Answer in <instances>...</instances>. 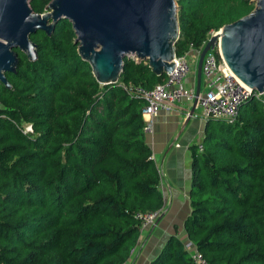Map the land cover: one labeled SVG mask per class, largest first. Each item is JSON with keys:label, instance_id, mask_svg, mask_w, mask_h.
Instances as JSON below:
<instances>
[{"label": "trees", "instance_id": "1", "mask_svg": "<svg viewBox=\"0 0 264 264\" xmlns=\"http://www.w3.org/2000/svg\"><path fill=\"white\" fill-rule=\"evenodd\" d=\"M49 0H29L40 11ZM175 53L248 13L251 0H176ZM71 22L30 34L37 57L18 48L10 88L0 82V264H121L139 235L137 212L162 205L145 142L144 100L121 85L152 87L143 59L123 58L100 84L77 52ZM32 131H23V123ZM191 145L187 239L209 264H264V92L233 121L209 117ZM170 235L149 264H197Z\"/></svg>", "mask_w": 264, "mask_h": 264}, {"label": "water", "instance_id": "2", "mask_svg": "<svg viewBox=\"0 0 264 264\" xmlns=\"http://www.w3.org/2000/svg\"><path fill=\"white\" fill-rule=\"evenodd\" d=\"M45 9L34 11L28 0H0V82L7 88L5 72L15 71L18 61L14 49L36 59L30 34L43 30L50 35L60 18L71 22L77 52L100 84L117 81L125 56L145 60L156 75L172 69L179 35L176 0H49ZM215 45L244 84L264 92V0H254L248 13L207 37L198 54L195 95L203 55ZM195 103L196 97L192 107Z\"/></svg>", "mask_w": 264, "mask_h": 264}, {"label": "crops", "instance_id": "3", "mask_svg": "<svg viewBox=\"0 0 264 264\" xmlns=\"http://www.w3.org/2000/svg\"><path fill=\"white\" fill-rule=\"evenodd\" d=\"M193 50L188 51L191 60ZM191 70V69H190ZM186 85L196 87L195 74L185 76ZM204 89L202 75L199 90ZM205 120L199 106L179 100L171 110L158 111L151 117V126L145 130L144 139L150 148L155 166L161 168L158 188L161 193L162 211L155 223L143 228L137 237L127 264H149L158 254L170 235L178 236L187 249L193 248L183 229V222L190 212L191 145L200 143Z\"/></svg>", "mask_w": 264, "mask_h": 264}, {"label": "built area", "instance_id": "4", "mask_svg": "<svg viewBox=\"0 0 264 264\" xmlns=\"http://www.w3.org/2000/svg\"><path fill=\"white\" fill-rule=\"evenodd\" d=\"M207 39V38H206ZM205 40L199 48L194 47L190 42L186 51L174 54L173 66L169 72L164 73L162 80L156 82L152 87L146 88L139 84H124L122 87L130 94L141 97L144 103L141 107V115L144 120L143 128L148 130L151 126V117L158 111L171 110L179 100L192 102L196 97L199 106V114L204 120L209 117L223 118L226 121H233L240 104L250 96H259L262 93L252 91L249 86L244 84L227 66L223 60L218 45L208 49L203 55L201 62V75L204 81V89L195 95L193 86L186 85L185 76L191 69L188 51L199 52ZM28 124V123H27ZM31 126V125H30ZM23 131H32V128ZM201 149V144L198 143ZM161 178V168L156 166ZM162 207L144 212H137L135 215L140 220L139 232L143 228L153 224L161 214ZM133 248L130 252H132ZM191 258L197 264H209L207 260L196 250L191 251ZM121 264H127L123 262Z\"/></svg>", "mask_w": 264, "mask_h": 264}, {"label": "rangeland", "instance_id": "5", "mask_svg": "<svg viewBox=\"0 0 264 264\" xmlns=\"http://www.w3.org/2000/svg\"><path fill=\"white\" fill-rule=\"evenodd\" d=\"M252 1H253V6H254V0H252ZM28 2H29V0H28ZM46 3H47V2H46ZM46 3H44L42 9H41L40 11H37V12H45V11H47L48 9H45V5H46ZM177 12H178V11H177ZM177 15H178V13H177ZM216 30H217V29H216ZM216 30H212V31H210V33L208 34L207 37H209V35L212 34L213 32H215ZM199 51H200V50H199ZM198 54H199V52H198V53L193 52V53H192L191 60H189V61L191 62V70H190V71H191L193 74H195L196 64H197V60H198ZM23 125L25 126V129H29L30 127L32 128V126H30L31 124H27L26 122L23 123ZM190 250H191V249H190Z\"/></svg>", "mask_w": 264, "mask_h": 264}]
</instances>
